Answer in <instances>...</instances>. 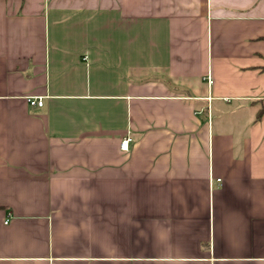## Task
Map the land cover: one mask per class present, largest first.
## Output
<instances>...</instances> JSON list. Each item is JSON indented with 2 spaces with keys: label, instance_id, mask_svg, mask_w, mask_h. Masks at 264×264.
Masks as SVG:
<instances>
[{
  "label": "crops",
  "instance_id": "0c3cea01",
  "mask_svg": "<svg viewBox=\"0 0 264 264\" xmlns=\"http://www.w3.org/2000/svg\"><path fill=\"white\" fill-rule=\"evenodd\" d=\"M0 264H264V0H0Z\"/></svg>",
  "mask_w": 264,
  "mask_h": 264
},
{
  "label": "built area",
  "instance_id": "2783aa9c",
  "mask_svg": "<svg viewBox=\"0 0 264 264\" xmlns=\"http://www.w3.org/2000/svg\"><path fill=\"white\" fill-rule=\"evenodd\" d=\"M30 105H37V106H42V101L41 100H28ZM131 139L129 137L124 138L123 140H121L120 142V150L126 152L128 150V146L130 143Z\"/></svg>",
  "mask_w": 264,
  "mask_h": 264
}]
</instances>
